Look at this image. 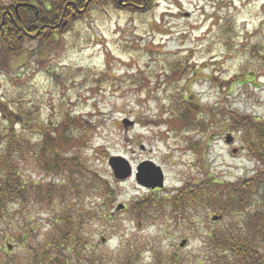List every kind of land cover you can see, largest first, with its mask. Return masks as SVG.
Returning a JSON list of instances; mask_svg holds the SVG:
<instances>
[{"label": "rangeland", "instance_id": "rangeland-1", "mask_svg": "<svg viewBox=\"0 0 264 264\" xmlns=\"http://www.w3.org/2000/svg\"><path fill=\"white\" fill-rule=\"evenodd\" d=\"M142 3L136 2L141 9L134 6L129 10L96 6L61 34L60 50L49 57L45 68V63H38L39 57L26 66L30 52L38 48V41H33L23 56L14 58L8 70L0 72V100L12 107L37 106L38 117L44 121H58L61 111L67 110L94 124L87 144L71 154L79 156L87 178L98 174L104 182L102 194L95 185L80 202L85 214L92 206L97 217L80 219L81 213L76 214L79 209L69 211L74 200L69 182L63 184L70 193L64 210L59 209L61 202L54 201L51 207L40 205L34 195L22 206H10L0 221V234L8 236L7 242L15 246L19 257L49 251L44 246L46 240L61 230L55 219L69 211V221L76 219L75 226L82 228L78 234L88 240L91 258L96 261L170 264L176 257L182 264H210L206 231L243 219L232 216L214 221V217L223 216L210 212L207 218L194 217L190 212L180 214L179 225L170 213L153 208L146 219L122 211L112 221H103L108 199L114 201L109 212L149 193L134 178L117 181L110 167L112 156L123 157L135 168L145 161L161 167L166 189L156 193L157 198L207 176H213L214 181L240 182L253 177L261 167L242 150L239 139L226 142L227 136L236 140L235 132L218 120L223 128L219 123L212 125L211 116L214 113L223 119L226 112L234 111L264 122V0ZM177 64L185 70L174 83L169 76ZM253 72L256 77L249 76ZM180 97L204 106L207 112L198 116L204 125L190 129L175 120L177 110L171 107ZM127 123L132 126L126 127ZM195 145L200 146L199 151ZM21 172L26 180L46 186L61 178L46 175L34 160H27ZM257 209L256 205L252 211ZM81 221L85 226H80ZM26 224L32 225L30 239L22 237ZM74 233L70 231L72 237ZM183 240H187L185 248L180 247ZM7 253L5 244L0 249V264L8 263L4 261Z\"/></svg>", "mask_w": 264, "mask_h": 264}, {"label": "trees", "instance_id": "trees-1", "mask_svg": "<svg viewBox=\"0 0 264 264\" xmlns=\"http://www.w3.org/2000/svg\"><path fill=\"white\" fill-rule=\"evenodd\" d=\"M139 1L144 4V0H124V4L119 0H0V72L8 70L14 58L23 56L27 52V44L33 41H38V48L30 52L26 66L29 67L31 60L39 57L38 63H45L42 66L45 68L48 60L60 50L61 34L77 20L88 16L93 8L102 5L129 10L130 7H136V2L139 4ZM64 23H68L65 29L62 28ZM184 70L185 67L181 64L173 66L169 78L173 79L174 83L178 82ZM256 75L257 73L253 72L249 76ZM240 82L238 84H242ZM178 99L180 100L173 101L171 107L177 110L174 114L175 120L190 129H196L199 124L204 125L198 119V116L206 111L204 106L195 105L191 99L186 100L184 97ZM219 117L212 114V125L222 122L223 127L227 126L235 132L236 140L241 141L242 148L261 166L257 173L236 183L214 181L213 176L204 177L199 183L189 181L175 196L166 199H140L128 205L124 212L131 213L137 219H146L149 210L157 208L162 213H170L179 225L180 214L190 212H193L194 217L206 218L210 216V212H216L224 217L222 221L225 217H242L243 219L234 225L220 230H215L214 227L206 231L207 247L212 254L210 264H264V122L256 116L242 115L234 111L226 112L222 116L223 119ZM217 120L219 122H216ZM218 127L223 128L220 123ZM93 130L92 122L67 110L61 111L58 121H44L38 117L37 106L30 109L21 105L16 109L0 100V221L10 206H22L30 197L33 198V195L36 202L42 203L43 206L51 207V204L61 202L59 209L64 210L62 206L68 202L70 194L64 189L65 182L71 184L69 192L74 198L69 211L73 208L79 209L76 214L81 213L80 219L97 217V211L94 215L91 210L92 206L85 214V208L83 206L81 209L80 202L91 194L95 185L102 194L104 182L98 174H91L87 178L83 174L86 168L80 162L79 156L71 154L87 144L86 141ZM32 138H35L36 143H32ZM27 160L38 163L46 175H58L61 178L47 186L26 180L21 170ZM56 187L62 189L55 190ZM35 190L37 194L34 193ZM105 192L109 194L107 189ZM113 203L111 199L105 201L104 222L113 220L108 219L107 214L108 207ZM256 205L258 209L252 211ZM69 211L61 218L55 219L57 222L54 224H58V229L61 230L60 234L46 240V248H49L47 254L40 255L37 251L38 254L30 253L27 259L12 264H104L91 258L88 240L79 236L82 228L75 226L76 219L69 221ZM80 226H85V223L81 221ZM71 230L75 232L73 237ZM7 241L8 236L3 237L0 234V249L4 248ZM170 264L182 263L174 257Z\"/></svg>", "mask_w": 264, "mask_h": 264}, {"label": "water", "instance_id": "water-1", "mask_svg": "<svg viewBox=\"0 0 264 264\" xmlns=\"http://www.w3.org/2000/svg\"><path fill=\"white\" fill-rule=\"evenodd\" d=\"M132 126V123H127L125 125ZM226 141L228 144L233 142V137L227 136ZM235 152H237L235 150ZM110 166L114 171V176L118 180H126L133 176V168L128 162V160L123 157H113L110 159ZM136 181L139 185L150 189L163 188L164 186V174L161 167L157 166L153 162H144L141 164L137 173L135 174ZM125 209V205L120 204L117 207V211ZM214 221L222 219L221 217H214ZM105 241V239H103ZM186 245V241L181 243V247Z\"/></svg>", "mask_w": 264, "mask_h": 264}, {"label": "flooded vegetation", "instance_id": "flooded-vegetation-1", "mask_svg": "<svg viewBox=\"0 0 264 264\" xmlns=\"http://www.w3.org/2000/svg\"><path fill=\"white\" fill-rule=\"evenodd\" d=\"M126 5V4H125ZM126 6H131V5H129V4H127ZM137 7H139V6H137ZM139 9H141L140 7H139ZM67 26V24L65 25L64 24V28ZM194 149H196V148H199V149H196L197 151H199L200 150V146L199 145H195L194 147H193ZM189 149H191L192 151H194L192 148H189ZM242 150H244L245 152H246V150L244 149V148H242ZM146 162V161H145ZM163 170V169H162ZM164 172V171H163ZM165 178H166V176H165ZM164 178V179H165ZM165 184H166V179H165ZM141 188L142 189H144V190H146L147 192H149L148 193V195H146V197L145 198H143V199H152V198H154V199H156L157 197H156V193H159L161 190H163L164 188H165V186L163 187V188H156V189H150V188H146V187H144V186H141ZM182 187H179L178 189H176V191L174 192V193H172L171 195H169V194H165V196H167V197H172V196H175V195H177V194H179L180 193V189H181ZM166 189V188H165ZM163 191H165V190H163ZM167 197H164L165 199L167 198ZM160 199V198H159ZM150 211H152V210H149V212ZM153 211H156V212H158V213H162L159 209H157V208H154L153 209ZM165 213H167V212H165ZM119 213L118 212H115L114 210L112 211V212H110V213H108V219H115L116 217H117V215H118ZM159 215H161V214H159ZM32 222V221H31ZM32 225L30 226V224L28 225V224H26V226L24 227V232L22 233V237H27V239L29 238H31V235H32ZM17 231H20V230H14V232L15 233H17ZM7 244V246L8 245H10V246H13L12 248H8L7 247V250H8V252L9 253H7L6 254V259L4 260V261H7L8 263L7 264H12V262L13 263H16V262H20V261H23L24 259V257L25 256H28V254L30 255V252H28V254H26L25 256H18V255H16L15 253H16V251H15V246L14 245H12V244H9V242H7L6 243ZM45 247H46V242H45ZM9 249H10V251H9ZM47 252H48V250H42L41 252H40V255H44V254H47ZM15 258V260L14 261H12L13 259Z\"/></svg>", "mask_w": 264, "mask_h": 264}]
</instances>
